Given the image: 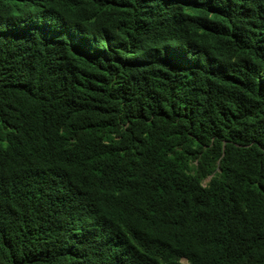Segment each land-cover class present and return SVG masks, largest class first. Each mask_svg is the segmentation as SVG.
<instances>
[{"label": "trees", "instance_id": "1", "mask_svg": "<svg viewBox=\"0 0 264 264\" xmlns=\"http://www.w3.org/2000/svg\"><path fill=\"white\" fill-rule=\"evenodd\" d=\"M0 264H264V0H0Z\"/></svg>", "mask_w": 264, "mask_h": 264}]
</instances>
